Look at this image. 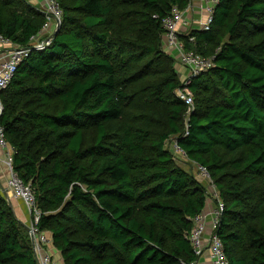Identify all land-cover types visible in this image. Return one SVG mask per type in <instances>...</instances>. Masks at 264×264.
I'll list each match as a JSON object with an SVG mask.
<instances>
[{
	"label": "trees",
	"instance_id": "1",
	"mask_svg": "<svg viewBox=\"0 0 264 264\" xmlns=\"http://www.w3.org/2000/svg\"><path fill=\"white\" fill-rule=\"evenodd\" d=\"M57 1L50 44L0 90V124L64 264L197 258L188 233L211 195L178 164L172 137L224 204L216 233L228 264H264V0H220L209 29L179 35L185 50L214 56L190 78L191 112L162 46L164 18L191 0ZM45 23L42 6L0 0V32L14 43ZM0 264H38L1 194Z\"/></svg>",
	"mask_w": 264,
	"mask_h": 264
},
{
	"label": "built area",
	"instance_id": "2",
	"mask_svg": "<svg viewBox=\"0 0 264 264\" xmlns=\"http://www.w3.org/2000/svg\"><path fill=\"white\" fill-rule=\"evenodd\" d=\"M220 0H201L200 8L204 10L205 17L200 22L191 19L192 6L189 4L182 10L174 6L172 14L164 18L165 37L167 46L178 52L181 64L187 70L185 82L177 89V96L182 99L191 112L194 106V96L189 87L190 78L201 74L204 71L214 67V56H203L202 54L185 50L180 34L188 33L192 28L207 30L210 28L213 19L215 7ZM42 10L46 15V23L37 35H34L30 43L21 46L14 43L9 37L0 32V90L5 88L13 79L20 63L29 56L33 50H42L50 44L54 32L61 22L63 9L57 0H41ZM55 25V28H54ZM194 38L192 37L191 40ZM3 112V103L0 99V116ZM0 146L5 149V163L11 171L8 185L13 194L22 198L31 213V222L29 224V234L32 240V246L35 258L38 264H61L56 260L51 252V233L41 230L38 226L41 210L36 204L34 190L31 184L25 183L13 169L14 149L9 145L5 136L4 127L0 124ZM205 174H209L206 167L200 165ZM214 186V199L218 198L219 193ZM224 204L218 199V204H214L210 211L203 210L193 217V227L188 233V238L193 246L197 258L190 262L182 264H199V258L206 249L210 250L211 264H228L229 260L225 251V246L216 233V228L220 222Z\"/></svg>",
	"mask_w": 264,
	"mask_h": 264
},
{
	"label": "crops",
	"instance_id": "3",
	"mask_svg": "<svg viewBox=\"0 0 264 264\" xmlns=\"http://www.w3.org/2000/svg\"><path fill=\"white\" fill-rule=\"evenodd\" d=\"M33 4H38L42 6L41 0H29ZM192 6V11L190 13L191 19L195 22H200L205 17L204 10L200 8L201 0H191L190 2ZM55 28V25H54ZM5 157V149L0 146V194L3 196L6 200L8 205L12 208L14 211L16 217L25 224H30L31 222V213L29 208L27 207L25 201L17 197L13 194L12 190L10 189L8 185V181L11 176V171L9 167L6 165L4 158ZM5 189V190H4ZM5 191V192H4ZM7 193V194H5ZM7 195V196H6ZM211 195V194H210ZM8 198L10 200V204L8 201ZM214 195H211V197L208 198L207 204L204 208L206 211H210L212 207L214 206ZM29 232V231H28ZM51 245V244H50ZM51 252L53 257L58 260L61 264H64L63 257L55 247L52 245L50 246ZM199 264H211V254L210 250L206 249L202 256L199 258Z\"/></svg>",
	"mask_w": 264,
	"mask_h": 264
},
{
	"label": "rangeland",
	"instance_id": "4",
	"mask_svg": "<svg viewBox=\"0 0 264 264\" xmlns=\"http://www.w3.org/2000/svg\"><path fill=\"white\" fill-rule=\"evenodd\" d=\"M163 49L164 51L169 54L170 56L173 57L174 62L172 64V66L176 69L178 76L181 80V84L185 82V78L187 76V70L185 69V67L181 64L180 60H179V56H178V52L174 51L173 49H171L169 46H167L166 41L165 43H163ZM187 119V118H186ZM185 119V120H186ZM186 122V121H185ZM175 137H172V141H170L171 144H173L174 146V152L176 153V160L178 162V164L182 165L186 170L188 171H192L193 173H195L196 177L203 182V184L206 185L209 193L211 195H214L213 191H215L213 188V182L210 178L209 174H204L203 171L200 168V165H198L196 162L191 161L186 155L185 153H183L178 146L175 144ZM170 145V144H169ZM171 146V145H170ZM5 158V157H4Z\"/></svg>",
	"mask_w": 264,
	"mask_h": 264
},
{
	"label": "water",
	"instance_id": "5",
	"mask_svg": "<svg viewBox=\"0 0 264 264\" xmlns=\"http://www.w3.org/2000/svg\"><path fill=\"white\" fill-rule=\"evenodd\" d=\"M60 26H61V22L58 24V27L56 28L54 34L57 33V31H58V29L60 28ZM4 190H5V189H4ZM4 192H5V191H4ZM5 194H7V193H5ZM6 196H7V195H6ZM8 201H9V204H10L11 202H10L9 198H8ZM21 223L24 224V226L26 227V229H27L28 231L30 230L29 224H25V223H23V222H21Z\"/></svg>",
	"mask_w": 264,
	"mask_h": 264
}]
</instances>
